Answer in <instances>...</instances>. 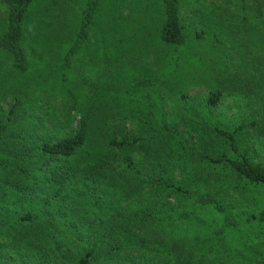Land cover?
I'll return each instance as SVG.
<instances>
[{
	"label": "rangeland",
	"instance_id": "rangeland-1",
	"mask_svg": "<svg viewBox=\"0 0 264 264\" xmlns=\"http://www.w3.org/2000/svg\"><path fill=\"white\" fill-rule=\"evenodd\" d=\"M251 1L177 0V45L160 39L162 0L29 5L25 64L0 47V264H74L112 242L120 225L144 258L160 241L186 245L206 264H264V185L204 159L245 158L264 169V12L255 22ZM7 18L0 3V38ZM214 90L222 97L209 107ZM81 126L76 191L57 195L46 179L34 182L39 147ZM217 131L232 134L233 146ZM120 138L128 145L116 151ZM102 158L94 183L88 167ZM25 216L40 224L38 236L20 223ZM96 262L106 264L104 254Z\"/></svg>",
	"mask_w": 264,
	"mask_h": 264
},
{
	"label": "trees",
	"instance_id": "trees-1",
	"mask_svg": "<svg viewBox=\"0 0 264 264\" xmlns=\"http://www.w3.org/2000/svg\"><path fill=\"white\" fill-rule=\"evenodd\" d=\"M34 0H0L1 4H5L8 9V18L7 26L5 32L1 35L0 38V47L7 50L10 54L14 55L17 59V66L20 67L25 64V61L22 57V48H21V37H22V22L24 19V14L27 11V8ZM254 4V17L255 22H259L264 12V2L259 0H253ZM252 2V1H251ZM252 2V4L254 3ZM165 14V22L161 28L160 39L165 44H182L184 42L183 34V25L179 16V8L177 0H162ZM95 2L89 3V13L92 12ZM90 16V14H88ZM86 20H89L87 17ZM252 20V19H251ZM248 17L246 15L242 17V22L238 25V29L246 28ZM243 30V29H242ZM246 88H249L248 86ZM222 97L221 90H214L209 93L207 98V104L209 107H216ZM18 105H13L11 111L8 114V117L11 118L16 114ZM256 126V125H255ZM242 127L241 129L243 130ZM5 127H0V140L4 137ZM217 133L224 137L231 146H233L234 138L232 134L217 131ZM262 133V132H260ZM33 135V133L27 134ZM87 131L86 128L81 126L79 130L66 138H63L56 142L55 144L43 143L39 147L38 161L39 163L35 169L34 182L37 180L43 179L51 187L55 186L58 188L56 191L59 195L62 191H70L74 193L76 188H74V182L76 178V173L73 171L72 158L81 149L86 143ZM127 141L124 138H120L119 141L114 140L111 143V146L116 151H123L127 147ZM18 151V150H17ZM21 153V150L18 152ZM106 157V156H105ZM102 158L97 164H92L88 167V177L96 182V176H99V171L104 165ZM205 160L212 164H224L230 166L235 173L240 177L244 178L251 184L264 185V169L258 165L250 163L247 159L242 158L241 160H231L228 158H219L214 159L212 157H205ZM97 176V177H98ZM87 178V177H86ZM36 191V190H35ZM42 192V191H41ZM50 201H53V197L50 198ZM152 210V209H151ZM149 208V213L151 212ZM260 221H264V210L260 216ZM24 222L29 224L30 230L33 236H38L36 234L35 227L41 229L40 224L37 220L30 216H25L21 218L20 223ZM48 223L51 220H47ZM25 229V228H24ZM25 233H29V230L26 228ZM125 228L120 225V227H115L111 233L114 236L112 242L101 241L98 247L89 248L83 255H81L74 264H94L98 263L97 258L99 259L100 255L104 254V262L106 264H118L119 259H124L123 256H127L123 261L129 264H156L155 258H163L164 264H206L202 257H197L191 251V248H188L186 245H181L177 242H162L157 241L153 244L151 253H149L148 258H144L145 255L141 254L142 251L135 250L131 247L134 242V236L124 235ZM38 241V240H37ZM37 241L27 240L25 245L31 246ZM153 243V242H152ZM101 249L102 251H99ZM107 249V252L103 250ZM55 250L64 256L60 251V248L57 246ZM138 254H135L136 252ZM141 254V255H140ZM140 255V256H139ZM97 257V258H96ZM214 263V262H213ZM209 262V264H213ZM216 264V263H215Z\"/></svg>",
	"mask_w": 264,
	"mask_h": 264
}]
</instances>
